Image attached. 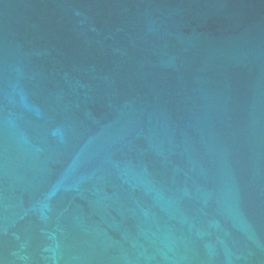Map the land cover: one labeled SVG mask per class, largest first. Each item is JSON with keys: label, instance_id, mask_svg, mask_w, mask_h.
Here are the masks:
<instances>
[{"label": "water", "instance_id": "1", "mask_svg": "<svg viewBox=\"0 0 264 264\" xmlns=\"http://www.w3.org/2000/svg\"><path fill=\"white\" fill-rule=\"evenodd\" d=\"M0 264H264V0H0Z\"/></svg>", "mask_w": 264, "mask_h": 264}]
</instances>
